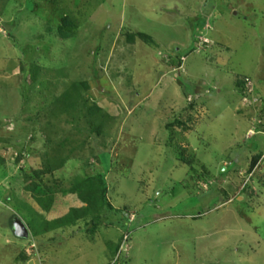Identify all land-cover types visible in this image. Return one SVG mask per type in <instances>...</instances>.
<instances>
[{
    "label": "rangeland",
    "instance_id": "1",
    "mask_svg": "<svg viewBox=\"0 0 264 264\" xmlns=\"http://www.w3.org/2000/svg\"><path fill=\"white\" fill-rule=\"evenodd\" d=\"M261 107L264 0H0V264H264Z\"/></svg>",
    "mask_w": 264,
    "mask_h": 264
},
{
    "label": "trees",
    "instance_id": "2",
    "mask_svg": "<svg viewBox=\"0 0 264 264\" xmlns=\"http://www.w3.org/2000/svg\"><path fill=\"white\" fill-rule=\"evenodd\" d=\"M137 37L139 39H141L142 41H144L145 43H153L152 38L144 33H136V34H128L126 37V41L128 43H132L134 38ZM151 43V44H152ZM237 86H239V88L242 89V91L244 92L246 89L243 86V81H238ZM249 96V93H248ZM250 98V96H249ZM94 109H89L90 113L94 112ZM264 107L258 111L259 112V117L262 118V116H264ZM256 157H253L252 160V165L255 163ZM227 172V171H226ZM39 175V173H38ZM37 175V176H38ZM35 187V184H31L28 189L32 190V188ZM83 189L79 192V198L86 203L87 205H85V207H81V208H70L68 210V212L66 214H64L63 216H60L56 219H53L51 222H49L48 225H50L51 227H58V226H64V225H68L70 223H72L73 221H75L78 218L81 217H85V215L88 212V209L90 208H94V203L98 204L97 206L99 207V205H101V207H103L104 202H105V194L107 192V185L106 182L104 180V174L102 173H98L96 174V176H91L90 179H87L84 184L82 185ZM35 195L34 197L36 198L37 202H39L43 208V210L45 212L49 211L52 203H53V196H51L50 194H48L49 196L46 197L45 200L40 199V197L36 196V192L34 191ZM44 194V192L42 193ZM102 203V204H100ZM93 225H96V221L93 220L92 221Z\"/></svg>",
    "mask_w": 264,
    "mask_h": 264
},
{
    "label": "water",
    "instance_id": "3",
    "mask_svg": "<svg viewBox=\"0 0 264 264\" xmlns=\"http://www.w3.org/2000/svg\"><path fill=\"white\" fill-rule=\"evenodd\" d=\"M12 231L18 238H27L29 236L27 227L19 217L13 219Z\"/></svg>",
    "mask_w": 264,
    "mask_h": 264
},
{
    "label": "built area",
    "instance_id": "4",
    "mask_svg": "<svg viewBox=\"0 0 264 264\" xmlns=\"http://www.w3.org/2000/svg\"><path fill=\"white\" fill-rule=\"evenodd\" d=\"M248 92H250V91H248Z\"/></svg>",
    "mask_w": 264,
    "mask_h": 264
}]
</instances>
